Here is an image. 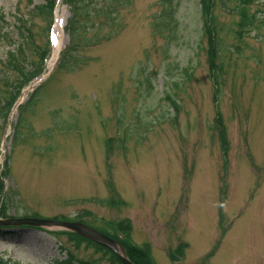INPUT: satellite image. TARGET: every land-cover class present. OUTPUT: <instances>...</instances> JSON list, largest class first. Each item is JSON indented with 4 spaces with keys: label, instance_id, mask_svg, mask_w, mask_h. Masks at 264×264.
Segmentation results:
<instances>
[{
    "label": "rangeland",
    "instance_id": "1",
    "mask_svg": "<svg viewBox=\"0 0 264 264\" xmlns=\"http://www.w3.org/2000/svg\"><path fill=\"white\" fill-rule=\"evenodd\" d=\"M160 1L91 0L103 15L116 10L113 37L105 40L104 29L102 43L76 54L65 27L61 44L75 54L70 70L60 68V53L53 57L41 102L18 141L13 115L3 154L9 126L0 116V160L10 159L3 193L13 204L2 203L10 217L79 218L96 230L120 222L155 264H264V0L245 10L248 17L261 11L246 30L238 0L215 1L210 27L225 62L216 80L200 0H177L175 26L161 33L154 28ZM67 2L46 15L45 0H0V91L6 79L17 87L40 67L50 17L72 18L76 1ZM90 32H98L96 22ZM9 60L27 74L7 70ZM4 104L0 93V113ZM110 199L124 205L114 208ZM46 232L0 233V257L11 264L65 258L59 247L70 246L67 238ZM76 255L111 264L91 247Z\"/></svg>",
    "mask_w": 264,
    "mask_h": 264
},
{
    "label": "trees",
    "instance_id": "2",
    "mask_svg": "<svg viewBox=\"0 0 264 264\" xmlns=\"http://www.w3.org/2000/svg\"><path fill=\"white\" fill-rule=\"evenodd\" d=\"M216 0H200L201 4V17L202 21H204V27L208 32V40H209V46L206 50L207 54V63L212 72H219L221 68L223 67L221 64L220 56H221V50L223 49L221 46V43L216 37V30H212L215 27V17H214V9L216 7L215 4ZM239 1V13L241 15L240 22L244 24L245 26H251L253 18L249 19L244 12L246 8L249 7L252 0H238ZM160 4H162L165 9L162 11L160 20L157 24H154V28L160 30V33L162 31H170L174 26V12L177 11V7L179 5L177 0H161ZM83 12H90L87 8L83 7L81 9ZM164 20H163V19ZM108 19L110 22H112L111 15L108 14ZM213 25V28L210 26ZM37 95L33 96V99L36 98ZM13 101V99L11 100ZM219 130L221 132L219 133V140L220 138H224L225 134L223 130H225L222 125L219 126ZM113 201H111L109 204L113 205ZM4 210H0V216H4ZM111 229L117 233L120 232L125 235L126 239L124 243L121 244L126 250L128 258L132 261L133 264H153L152 260L150 259V255L148 250H144V252L136 247H134L129 241H130V228H125L122 224H114V222H110ZM107 235V234H106ZM109 235V234H108ZM113 239H116L115 235H109ZM69 240L72 242V245L76 251L84 248L91 247L93 249H97V252L102 251L105 254L106 260H108L111 264H114L113 262H116L118 264H121L115 257L112 255L109 251L103 249L100 246H97L96 244L89 242L87 240L78 238L76 236L69 235ZM146 251V252H145ZM109 255V256H108ZM57 264H98L96 262H83L77 259L71 252L68 253L67 259L63 261H57Z\"/></svg>",
    "mask_w": 264,
    "mask_h": 264
},
{
    "label": "water",
    "instance_id": "3",
    "mask_svg": "<svg viewBox=\"0 0 264 264\" xmlns=\"http://www.w3.org/2000/svg\"><path fill=\"white\" fill-rule=\"evenodd\" d=\"M0 225L9 226V225H29L34 227L43 228L46 230L56 229L60 231H68L80 235L86 239L94 241L114 252L123 264H131L125 257L123 249L114 241L102 236L98 232L89 229L83 225L75 223H63V222H54L46 220H7L0 221Z\"/></svg>",
    "mask_w": 264,
    "mask_h": 264
}]
</instances>
